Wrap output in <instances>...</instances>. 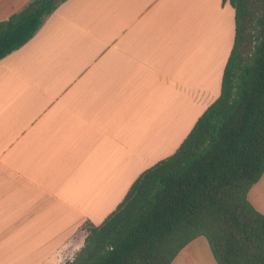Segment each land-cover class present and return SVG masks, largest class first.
Segmentation results:
<instances>
[{
	"label": "crops",
	"instance_id": "obj_1",
	"mask_svg": "<svg viewBox=\"0 0 264 264\" xmlns=\"http://www.w3.org/2000/svg\"><path fill=\"white\" fill-rule=\"evenodd\" d=\"M30 1L0 0V22ZM229 4L66 0L0 60V264L73 260L88 226L180 147L221 93L235 32L216 56L197 51L214 49ZM249 200L264 213V174ZM201 238L172 264H201Z\"/></svg>",
	"mask_w": 264,
	"mask_h": 264
},
{
	"label": "trees",
	"instance_id": "obj_2",
	"mask_svg": "<svg viewBox=\"0 0 264 264\" xmlns=\"http://www.w3.org/2000/svg\"><path fill=\"white\" fill-rule=\"evenodd\" d=\"M66 0H32L0 22V60ZM235 39L219 97L180 147L145 170L65 264H172L205 237L217 264H264V213L249 200L264 174V0H224Z\"/></svg>",
	"mask_w": 264,
	"mask_h": 264
},
{
	"label": "rangeland",
	"instance_id": "obj_3",
	"mask_svg": "<svg viewBox=\"0 0 264 264\" xmlns=\"http://www.w3.org/2000/svg\"><path fill=\"white\" fill-rule=\"evenodd\" d=\"M229 6H230L229 10L227 12L226 11L224 12V15H223V18H222V23L220 25L221 28L218 29V27H217L215 29L213 35H212V37H214V39L212 41L214 49L213 50H209V51L204 50V44L205 43L202 45L203 46L202 48L200 47L198 49L197 53L200 50L202 51V49L204 50L202 53H201V51L198 53L200 55V57H201V61L204 60V54L205 53H207L206 56H208V59H209V55H210L211 52H213V56H216L221 51L222 48L224 49L226 47V45L229 42V39H228L229 37L232 39L231 42H233L234 32H235V28H233V25L235 26L234 19H233V17H234V8L230 4H229ZM212 12H213L214 15L216 14L215 17H216V19H218V16H220V14L217 13V9L213 8ZM229 18H231V21L228 20ZM232 44H231V47H232ZM198 62H199V60H198ZM219 92L220 91H219V87H217V79H216L215 80V93H214L215 97L218 96ZM173 115H175V114H171L170 116H173ZM175 124L177 125L176 126L177 132H175L174 135L170 136V140H172L173 136H175V139H176L177 136L182 137L181 129H182L183 125H185V123L182 122V121H178V115H176V117L174 119V125ZM177 133H179V134L177 135ZM201 239H202L201 241H205V243H206V246H204V247H202L200 245L201 248L199 249V251H197V255H196L198 258H201V264H217L216 260L213 257V254H212V251H211V248L209 246V243H208L207 239L205 237H202Z\"/></svg>",
	"mask_w": 264,
	"mask_h": 264
}]
</instances>
